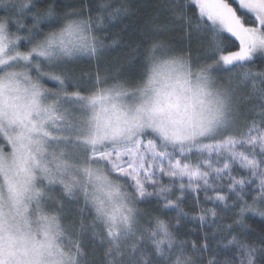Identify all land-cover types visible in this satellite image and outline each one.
I'll use <instances>...</instances> for the list:
<instances>
[{
    "label": "snow or ice",
    "instance_id": "snow-or-ice-1",
    "mask_svg": "<svg viewBox=\"0 0 264 264\" xmlns=\"http://www.w3.org/2000/svg\"><path fill=\"white\" fill-rule=\"evenodd\" d=\"M162 7L127 71L89 76L74 65L118 43L100 33L127 0H0V264H260L244 218H264V0Z\"/></svg>",
    "mask_w": 264,
    "mask_h": 264
},
{
    "label": "trees",
    "instance_id": "trees-1",
    "mask_svg": "<svg viewBox=\"0 0 264 264\" xmlns=\"http://www.w3.org/2000/svg\"><path fill=\"white\" fill-rule=\"evenodd\" d=\"M99 0H90V3L95 4ZM131 5L132 15L126 17L123 23L114 24L106 33H100L101 36H106L105 43L111 44L115 39L118 40V43L107 48L104 52V55L97 61L95 58L89 59L84 58L81 62L74 65V71L77 75L88 74L89 76L94 75L98 70L104 72L114 71L116 68L124 66V71H127L128 62L131 60L133 55V48L137 45L143 47L149 37L152 36L150 31V23L152 22L153 17H156L158 14L157 23H166L168 18V13L163 9L162 5L166 3V0H127ZM37 3L40 7L46 8L49 4L62 3L69 4L73 6H79L80 0H37ZM2 9H0V15H3ZM165 39L178 40L183 35L179 31H171L166 34H161ZM139 57L136 60L132 61V64H138ZM257 65L264 66V60L257 58ZM88 77L85 76V79ZM51 84V82H49ZM251 202V198L248 197ZM231 204V201H229ZM206 207H212L211 202H208ZM141 209L146 210L153 215H161L160 211L156 208L155 202L151 203H142L140 205ZM185 211L192 213L193 208L190 204L184 205ZM198 212L199 209L197 208ZM220 216L222 217L224 224H233V221L237 219L234 213L237 209L229 207L224 210H219ZM174 217V212L171 213ZM163 218H168L167 215H164ZM245 221L250 226L247 230V235L250 240H258L259 234L264 232V218L259 215L246 213ZM174 222V221H173ZM233 231L242 232L244 230L240 229L236 224H233ZM204 231L211 232L213 229L208 225H204ZM180 232L182 238L191 239L196 241L198 244L204 243L203 232L200 230L199 221L189 220L182 223L180 226ZM221 235H227V233L217 232V237ZM211 252L204 253V264H206L207 258L211 256ZM260 261V264H264V256L257 258Z\"/></svg>",
    "mask_w": 264,
    "mask_h": 264
}]
</instances>
